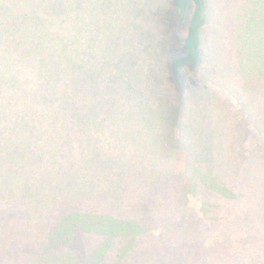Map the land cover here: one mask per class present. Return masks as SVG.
I'll return each mask as SVG.
<instances>
[{"label": "trees", "instance_id": "trees-1", "mask_svg": "<svg viewBox=\"0 0 264 264\" xmlns=\"http://www.w3.org/2000/svg\"><path fill=\"white\" fill-rule=\"evenodd\" d=\"M95 3L0 0V141L19 142L0 146V264H264V54L221 106V78L197 74L211 6L171 0L181 31H162L155 81L218 97L184 123L146 105L145 65L96 57Z\"/></svg>", "mask_w": 264, "mask_h": 264}, {"label": "rangeland", "instance_id": "rangeland-1", "mask_svg": "<svg viewBox=\"0 0 264 264\" xmlns=\"http://www.w3.org/2000/svg\"><path fill=\"white\" fill-rule=\"evenodd\" d=\"M155 1L141 0L142 6L140 7L136 0H96V7L93 8V11L98 9L97 16L94 18V22L88 20L86 22L89 36L100 44L103 42L101 47L103 52L99 50L96 53L98 59H103L105 56L106 59L109 57L120 58L124 54L120 60L130 64L136 61L138 65L141 62L148 68L145 70L149 72L148 78L153 83L155 77L152 68L155 66L156 60L165 57L166 50L163 47L166 46V42L161 36L162 31H181V27L177 25L178 19L171 17L175 16L174 11H172L171 0H166V2L160 0L159 4H162L161 6H157ZM165 3H167L166 11L168 13L166 23L164 19ZM208 3L211 6V11L209 12V20L202 41L204 66L197 74L201 79L212 75L221 78L222 92L219 98L222 106L224 101L229 104L228 98L225 97L227 94L226 86L229 89V83L235 86V82L238 83L240 74L242 75L241 67L239 68L240 62L243 64L244 72L247 71L246 78L248 81L252 82V80H256V77H260L259 74L256 76V73L262 66L261 55L264 54V44L260 41L264 36V0H208ZM137 14L144 16H138ZM159 19H161L160 23H158ZM88 23L91 27H87ZM157 31L161 32L158 34ZM26 49L27 54H29L31 51L30 45ZM19 63L25 64V62ZM35 69L38 71L37 67ZM31 73L33 76H37L34 69ZM155 82L159 89L150 90V95L146 98L151 97V99L146 105H158L159 110L167 115L175 114L177 110L184 109L185 113L176 114L184 123L191 119L189 116L192 113L195 114L193 120L197 122H201L208 114L212 118V110H215L214 105L218 99L215 91V95H210L209 90L201 93L198 92L199 87H193L191 90L180 94L174 92L164 82L161 87L158 86L157 81ZM201 84L202 81L196 85ZM154 86L156 87V85ZM237 86L234 88L235 90ZM252 88L249 87V90ZM241 91L243 92V88H241ZM206 95H208V98ZM209 96H214V98ZM254 106V110L259 111L262 115L260 117L261 123H257V128L262 130L263 127L258 125L264 124V97L260 98ZM3 132L0 130V133ZM5 137L7 139L0 141L1 147L16 148L19 145V142L15 139H8L11 138V135ZM7 153H2L4 158ZM31 156L32 152L29 151L23 158L29 160ZM188 203L191 208L201 215V202L198 199L191 197ZM28 231L32 232V229L25 230V233ZM242 235L243 232L241 231L234 234L233 251L239 248L238 241Z\"/></svg>", "mask_w": 264, "mask_h": 264}]
</instances>
